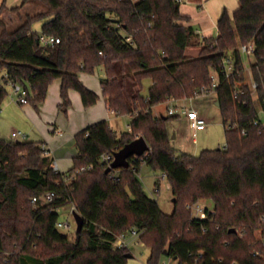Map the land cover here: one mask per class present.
Returning a JSON list of instances; mask_svg holds the SVG:
<instances>
[{"label": "trees", "instance_id": "obj_1", "mask_svg": "<svg viewBox=\"0 0 264 264\" xmlns=\"http://www.w3.org/2000/svg\"><path fill=\"white\" fill-rule=\"evenodd\" d=\"M31 1L44 9L23 16L21 8ZM5 9L3 4L0 109L7 83L25 88L26 103L39 109L57 79L61 112L67 115L72 106L70 90L91 107L99 94L81 81L80 73L103 66L108 107L130 115L131 121L122 133L107 120L79 131L78 155L66 173L54 170L43 142L0 137V264H127L133 255L116 241L132 229L151 249L147 264H160L163 255L180 264H264V131L254 125L264 109V0H240L232 15L222 13L218 36L201 40L192 25L180 23L188 20L180 0H22L11 9L21 21L14 29L3 18ZM37 22L41 34L34 30ZM42 35L60 41L45 45ZM200 42L204 46L197 57L185 55L188 46ZM243 44L254 47L251 75L259 106L247 83ZM226 59L233 64L229 75ZM145 79L151 81L147 96L142 93ZM211 91L223 117L225 146L197 156L177 155L167 129L176 116L157 117L153 107ZM139 136L150 146L148 155L134 162L130 158L128 168L107 174L102 154ZM142 163L168 179L175 206L171 214L145 192L137 175ZM49 192L55 195L48 202ZM203 199L214 205L206 207L205 219L190 207ZM67 202L84 220L74 240L56 225L58 209Z\"/></svg>", "mask_w": 264, "mask_h": 264}, {"label": "rangeland", "instance_id": "obj_2", "mask_svg": "<svg viewBox=\"0 0 264 264\" xmlns=\"http://www.w3.org/2000/svg\"><path fill=\"white\" fill-rule=\"evenodd\" d=\"M44 9L43 5L37 1H31L25 5V7L21 8L20 13L25 16L27 13H34ZM3 18L8 23L11 29L16 28L21 21H19V15L17 12L10 10H4ZM34 30L41 34L42 31V23L37 22L34 24ZM243 64L245 66V73L247 76V83L252 84V75H251V65L255 63V57L253 54L242 53ZM5 75V72H0V81L2 77ZM80 77L82 80L89 84L90 88L99 94V102L103 103V112H106L107 117H109V113L107 112V108L104 103V95L101 90V81L106 77L105 70L103 66H99L96 68L94 73L81 72ZM151 81L150 79L144 80V87L142 93L147 96L149 93ZM8 95L6 96L1 109L4 108V105L9 102H13L12 98L15 97L13 95V84L7 83L5 85ZM78 94V93H77ZM255 99L257 98L256 92H254ZM166 103V102H165ZM16 106L19 108H34L31 103L21 106L14 102ZM100 104V102H99ZM256 104L259 106V102L256 99ZM177 108L176 117L171 118L168 121L167 129L170 135V142L172 147L175 150L177 155L181 153H188L194 156L199 155L204 149H217L223 148L226 144V136H225V126L223 122V117L221 114L220 107L217 101V94L214 91L196 95L192 98H187L185 100H179L176 102H170L166 104H159L153 107L154 115L157 117H163L162 115H168V108ZM195 108L201 116H203L207 120L206 129L203 131L193 132L192 129L187 125L186 116L183 113V108ZM71 108L74 110V116H79L82 111L73 103ZM85 108V107H84ZM0 109V114H2V110ZM21 113H24L22 109H20ZM58 112L62 116L65 123H67L66 115L61 112L58 108ZM16 112H14L15 114ZM16 113L17 120L9 121L6 117H0V137L6 140H21V141H43V138H31L28 137H18L13 138L11 133L13 130L19 131L21 127L19 124L24 122L25 124L29 123V119L27 114ZM162 113V114H161ZM27 117V118H26ZM110 120L108 121L110 126L114 131L117 130L118 133L125 132L128 130V124L131 121L128 115H122L120 118H116L115 115H110ZM261 118L264 119V114L261 113ZM52 126V125H51ZM65 129V128H63ZM140 137V136H139ZM34 139V140H33ZM70 147H66L62 152H65ZM73 149L76 154L78 150L73 144ZM61 172H63V167L60 165ZM67 169L66 171H68ZM162 172L154 170L151 166L146 163L142 164V168L140 172L137 174L138 178L143 184V188L149 197L156 199L161 207V209L167 213L171 214L174 211V195L172 189L170 187V183L168 179L162 178ZM197 204H200L202 207H209V209H213L214 205L211 200H201ZM194 206V205H193ZM193 214L195 215V211ZM59 217L58 222L67 223L69 222L71 228H59V230L68 235L72 240L76 238L77 231V223L73 213V204L71 202H67L62 205L58 209ZM257 236L260 237V232L256 231ZM133 252V258L131 264H138L136 262H142L147 264L148 258L151 254V249L143 244L141 241L138 245L131 246ZM169 264L173 263V260L166 255H163L160 259V264ZM128 264V263H127Z\"/></svg>", "mask_w": 264, "mask_h": 264}, {"label": "crops", "instance_id": "obj_3", "mask_svg": "<svg viewBox=\"0 0 264 264\" xmlns=\"http://www.w3.org/2000/svg\"><path fill=\"white\" fill-rule=\"evenodd\" d=\"M21 3L22 0H0V7L4 4L6 9L10 10L16 6H20ZM239 6H240V0H180V12L184 16L188 17V20H182L180 21V23L184 25H192L198 32L200 40L204 38H208V39L216 38L218 36V20L221 17L222 13L224 11H227L230 15H232L235 12V10L239 8ZM203 46H204L203 42L190 45L185 49V55L188 57H197L200 54ZM80 79L88 88H90L89 84L85 83L81 77ZM60 88H61V81L60 79H57L49 86L47 98L45 102L40 105L39 109L24 108V107L19 108L14 104V102H16L21 106H25L29 103H24V104L19 103L16 99V96L13 94L15 96L12 98L13 102H9L4 105V108L1 109L2 114H0V117H6L9 121L17 120L16 113H21L20 109H22L25 115L27 114L29 123L25 124L24 122H22L21 124H19L21 127V130L19 131L24 132L25 133L24 137L26 138L30 136L31 138H34L36 140L37 138H43V141L40 142H43L45 144L48 154L54 160L53 162L57 163L59 172H61L62 170L60 169V165H62L64 170L63 173H66L67 172L66 170L70 169L73 166V158L78 155V153L76 154L75 150L73 149V144L75 145V135L92 123L101 120L109 121L111 119L110 115H115L116 118H120L122 116L117 115L113 110H111L108 107L105 97H104V103L107 108V112L110 114L109 117H107L106 112L104 113L102 110L103 103L101 102V100L99 101L100 104L99 102H97L95 105L91 107L84 108L80 94L75 90H70V97L72 100V104L76 103L77 107L82 111L80 112L79 116H74V110L70 107L68 114L66 115L67 123H65L64 121L66 120H63L62 116L60 115V112H58V105L61 103ZM92 88L93 87H91L90 89ZM185 99H181V100H185ZM176 101L179 100L172 99L167 101L166 103L176 102ZM166 103H160V104H166ZM14 112L16 113L14 114ZM198 114L199 116H201L199 112ZM128 116L131 120V116L130 115ZM186 122L193 132L203 131L206 129L205 128L203 130H195L189 125L187 118H186ZM129 125L130 122L128 124V130H129ZM67 146L70 148L67 151L62 152L63 149H66ZM142 164L140 170L142 168ZM139 242H140L139 238L129 237L128 243L132 255L133 252L131 246L138 245ZM133 257H131L128 260V264H131L130 262L133 261L132 260ZM136 263L144 264L142 262H136Z\"/></svg>", "mask_w": 264, "mask_h": 264}, {"label": "built area", "instance_id": "obj_4", "mask_svg": "<svg viewBox=\"0 0 264 264\" xmlns=\"http://www.w3.org/2000/svg\"><path fill=\"white\" fill-rule=\"evenodd\" d=\"M59 38L54 37V36H46V35H42L40 37V42L42 44L48 45V44H55V43H59ZM240 51L242 53H247V54H253L254 52V47L250 44V45H241L240 46ZM101 53V52H100ZM224 72L226 73V75L231 74V72L233 71V64L232 61L230 59H226L224 61ZM218 84V81L216 78H214V83L213 86L216 87ZM240 85L237 86V90H239ZM251 88L253 89V92L256 91L257 88V84L255 82L252 81V84L250 85ZM237 92V91H236ZM238 93V92H237ZM236 93V94H237ZM13 94L16 96V99L19 103L24 104L27 102V90L25 88H23L20 84H13ZM177 108H169L168 110V114L169 115H176L177 113ZM183 113L185 114L187 121L189 123V125L194 128L195 130H203L206 128V124H207V120L201 116H199L197 110L193 109V108H187L184 109L183 108ZM261 113L264 114V109H260L258 112V116L254 119V125L258 127V131L261 133L264 131V119L261 118ZM243 133H245V131H243ZM25 133L22 131H13L12 132V137L13 138H18V137H24ZM119 150L115 149L113 151L110 152H106L104 154H102L101 156V163L103 164H107V166L109 167L111 165V163L114 161L115 159V152H117ZM149 152V151H147ZM146 153V155H148V153ZM48 154V152H46ZM136 159H143V157H133L132 161L134 162ZM53 168L55 171H59L58 170V165L57 163L53 162ZM84 169V168H82ZM73 176H70L67 181H71ZM162 178H165V174H162ZM55 193L54 192H49L45 195V200L46 201H52L53 197H54ZM33 202L37 201V198L34 197ZM192 210L195 211V216L199 217L201 219H205L207 217V212H206V207H202L200 204H195L194 206H190ZM74 207H73V213H74ZM57 227L58 228H71V225L69 222L67 223H62V222H57ZM140 235L141 232L137 231L136 229H132L126 233H123L119 236L118 240L116 241V246H126L129 248V237H136L140 239ZM141 241V240H140ZM262 244L264 246V239L262 240ZM255 255H260L259 251H256L254 253ZM171 258V257H169ZM173 260V263H169V264H180L178 262V260L171 258ZM166 264V263H163ZM198 264V263H197Z\"/></svg>", "mask_w": 264, "mask_h": 264}, {"label": "water", "instance_id": "obj_5", "mask_svg": "<svg viewBox=\"0 0 264 264\" xmlns=\"http://www.w3.org/2000/svg\"><path fill=\"white\" fill-rule=\"evenodd\" d=\"M150 150V146L147 140L140 136L130 143L124 145L119 151L115 152V159L109 167L106 168L105 172L108 174L112 170L120 168H128L130 166V158L141 157L145 152ZM74 216L77 223V231H81L84 225L82 215L78 212H74ZM235 231V230H234Z\"/></svg>", "mask_w": 264, "mask_h": 264}]
</instances>
